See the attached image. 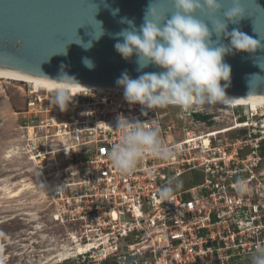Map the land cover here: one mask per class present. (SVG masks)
I'll list each match as a JSON object with an SVG mask.
<instances>
[{"label":"built area","instance_id":"1","mask_svg":"<svg viewBox=\"0 0 264 264\" xmlns=\"http://www.w3.org/2000/svg\"><path fill=\"white\" fill-rule=\"evenodd\" d=\"M19 83L24 86L23 138L38 143L39 154L28 159L35 161L42 145L73 151L51 185L57 203L52 218L69 228V249L87 248L73 255L82 263L91 258L92 264H242L264 244L263 114L251 129L239 115L232 127L203 132L196 128L210 121L206 112L181 111L183 136L175 140L159 108L142 115L141 105L124 100L123 89L78 90L73 94L81 95L62 112L50 103L47 88ZM196 113L208 118L198 119ZM119 115L156 121L173 157H147L132 175L118 174L107 153L119 139ZM191 173V182L193 177L199 182L176 189L173 182ZM240 181L249 188L244 195L237 191ZM165 185L174 194L162 202L158 193Z\"/></svg>","mask_w":264,"mask_h":264},{"label":"clouds","instance_id":"2","mask_svg":"<svg viewBox=\"0 0 264 264\" xmlns=\"http://www.w3.org/2000/svg\"><path fill=\"white\" fill-rule=\"evenodd\" d=\"M230 2L232 6L225 10L223 0H171L173 10L169 13L158 11L149 0L139 29L133 21L122 18L121 23L129 27L115 34L123 38V42L114 45L117 53L126 61L135 55L138 72L149 65L162 69L143 72L136 79L123 72L116 84L123 88L124 100L129 105H141L142 115H147L146 110L169 106L190 113L205 105H227L232 100L226 95L231 68L223 58L233 49L250 54L264 50L262 40L253 39L238 28L227 31L228 23L238 24L245 16L242 0ZM118 11L115 9L112 14L115 16ZM101 35L103 32L95 38ZM221 37L230 39V45L223 44ZM84 47L87 49L91 44ZM63 53L66 54V49ZM82 63L89 70L95 67L88 58ZM63 67L61 65V69ZM38 78L50 92V103L62 112L67 111L74 96L81 95L73 94L72 90L76 86L85 88L63 71L56 79L44 75ZM221 81L225 83L222 85ZM115 129L119 131V139L111 146L107 157L120 175H132L147 157L168 161L174 155L161 137L156 121L141 122L119 115ZM180 187L177 183L176 189ZM237 191L246 194L249 191L246 182H238ZM173 194L174 189L168 185L158 193L162 202L170 200ZM251 264H264V244L252 255Z\"/></svg>","mask_w":264,"mask_h":264},{"label":"water","instance_id":"3","mask_svg":"<svg viewBox=\"0 0 264 264\" xmlns=\"http://www.w3.org/2000/svg\"><path fill=\"white\" fill-rule=\"evenodd\" d=\"M152 2L158 11L173 10L171 0ZM148 3L149 0H0V70L51 79L63 71L82 85L123 89L116 84L123 72L136 79L143 72L162 71L149 65L138 72L135 55L126 61L114 48L118 41L123 42L115 34L129 27L121 19L133 21L139 29ZM231 6L230 0H223V9ZM242 7L244 18L238 24L228 23L227 31L238 28L264 43V0H242ZM115 9L119 11L114 16ZM101 32L103 35L96 39ZM221 41L230 45V39L221 37ZM89 43L91 47L86 49ZM84 58L93 61L95 67L86 68ZM223 59L231 68L226 94L264 96V50L250 54L233 49Z\"/></svg>","mask_w":264,"mask_h":264},{"label":"rangeland","instance_id":"4","mask_svg":"<svg viewBox=\"0 0 264 264\" xmlns=\"http://www.w3.org/2000/svg\"><path fill=\"white\" fill-rule=\"evenodd\" d=\"M23 89L24 86L19 82L0 80V264H92L91 258H86L82 263L81 258L76 257L60 262L66 256H73L74 251L71 249L66 254V250L72 245L67 240L69 228L52 218L57 203L53 201L51 185L56 181L57 170L68 165L65 156L71 158L74 155L71 150L67 153L66 149L59 151L55 148V152L51 154L52 148L48 145L44 147L47 151H44L42 145L39 148L43 153L35 161L28 159L30 155L39 153L35 151L38 143L23 138L25 130L20 128L24 121ZM195 110L206 112L211 117L209 122H201L196 128L203 132L232 127L239 115L241 119L238 121L246 120L251 129L254 122H258L260 114L264 115V107L249 109L244 106H204ZM159 111L164 115V125L171 127L168 130L171 138L181 139V129L184 126L180 120L181 109L169 106L159 108ZM231 129L233 128L229 130ZM42 143L44 141L39 142ZM69 145L67 143V147ZM259 170L264 171V161ZM194 174L185 175L173 182V185L180 183L182 188L189 186V182L190 185L197 184L198 177H193L192 182L190 180ZM14 193L17 195L12 197ZM242 262L251 264V257L243 258Z\"/></svg>","mask_w":264,"mask_h":264},{"label":"bare ground","instance_id":"5","mask_svg":"<svg viewBox=\"0 0 264 264\" xmlns=\"http://www.w3.org/2000/svg\"><path fill=\"white\" fill-rule=\"evenodd\" d=\"M0 80H7V81H13V82H27V83H33L35 86H40V87H43V88H47L45 85H44V82L41 81L38 77L36 76H30V75H25V74H20V73H14V72H9V71H3V70H0ZM85 88H81L80 86H76L72 92H76L78 90H83V89H90L92 88L91 86H88V85H82V84H79ZM98 88V87H97ZM48 89V88H47ZM227 97L229 99H232L227 105H223V104H213V105H205V106H215V107H239V106H244V107H247L249 109H257V108H262L264 107V96H237V95H228L226 94ZM238 127V126H236ZM229 129H226L224 130L223 132L225 131H228ZM51 189V188H50ZM49 189V190H50ZM17 195V193H14L12 194L11 196L12 197H15ZM10 196V197H11ZM78 250L80 249L81 252H78V250H74V253L72 255H76V252L77 254L78 253H82L84 252L85 250H87V248H83V247H77ZM67 249V248H65ZM71 249H67L66 250V254L67 252H70ZM65 254V253H64ZM74 255V256H75ZM64 257V256H63ZM72 258L73 256H66V258H63L60 262H62L63 260H66L67 258ZM57 259H59V257L57 256L56 257Z\"/></svg>","mask_w":264,"mask_h":264},{"label":"trees","instance_id":"6","mask_svg":"<svg viewBox=\"0 0 264 264\" xmlns=\"http://www.w3.org/2000/svg\"><path fill=\"white\" fill-rule=\"evenodd\" d=\"M195 117L198 118V119H201V120H204V119L208 118L207 116H203L202 114H199V113H196ZM260 150H261V153L264 154V141H262Z\"/></svg>","mask_w":264,"mask_h":264},{"label":"flooded vegetation","instance_id":"7","mask_svg":"<svg viewBox=\"0 0 264 264\" xmlns=\"http://www.w3.org/2000/svg\"><path fill=\"white\" fill-rule=\"evenodd\" d=\"M57 263H59V262H57Z\"/></svg>","mask_w":264,"mask_h":264}]
</instances>
